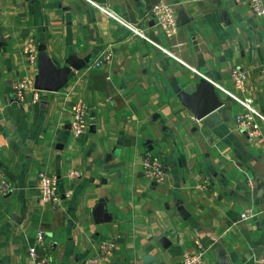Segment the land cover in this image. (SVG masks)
Returning <instances> with one entry per match:
<instances>
[{"label":"crops","instance_id":"obj_1","mask_svg":"<svg viewBox=\"0 0 264 264\" xmlns=\"http://www.w3.org/2000/svg\"><path fill=\"white\" fill-rule=\"evenodd\" d=\"M94 1L184 63L88 0H0V170L11 185L0 192V264H32L39 230L53 264H81L105 242L110 264H181L198 239L205 264H264V123L252 137L236 123L245 107L218 88L224 105L201 120L185 102L200 82L194 69L233 89L238 66L248 79L236 92L264 113V17L249 0ZM159 1L176 8L172 36L150 17ZM26 45L68 75L19 102L16 82L35 87L41 73ZM80 99L89 121L75 136ZM146 153L164 161L163 182L143 173ZM42 171L57 176L58 202L41 200Z\"/></svg>","mask_w":264,"mask_h":264},{"label":"built area","instance_id":"obj_2","mask_svg":"<svg viewBox=\"0 0 264 264\" xmlns=\"http://www.w3.org/2000/svg\"><path fill=\"white\" fill-rule=\"evenodd\" d=\"M94 5L98 6L110 17L116 19L124 26H126L135 35L144 38L155 46L161 48L169 56H173L180 60L173 52L157 43L153 38L145 33V30L141 28L137 23L130 22L119 15L117 12L107 6L98 4L94 0H88ZM250 6L256 15L264 17V0H249ZM150 17L158 25L167 36L174 35L178 30V15L176 8L173 4L166 1L157 2L150 11ZM24 53L31 65L37 64V50L32 45L24 46ZM111 58V52L102 53V55L95 60V64L101 65L104 61ZM183 62L182 60H180ZM184 63V62H183ZM199 75L208 78L216 88L225 92L230 98L239 102L245 107V111L236 114V123L239 127L246 128L252 137L258 138L262 135V123H264V113H262L255 105L254 99L250 96L240 95L236 91L241 92L246 88V82L248 79V72L238 66H234L231 69L230 76L233 84V89H229L226 86L219 84L213 80L207 74L202 71L194 69ZM34 90L35 98L39 97L40 90L35 88L30 79H22L16 82L14 86L15 96L19 102H23L26 99V92L28 90ZM0 104H5L0 94ZM72 113L74 120L72 122V132L75 136L82 134L88 125V103L84 99L78 100L72 105ZM143 173L146 177L156 181L163 182L167 176L166 165L162 159L155 157L150 153H146L142 160ZM71 175H79V170H72ZM39 186H40V198L46 202H58L59 197V180L56 175L47 171H42L39 174ZM11 190L10 183L4 177L0 170V192L3 194L8 193ZM251 210H246L241 213L243 220L253 217ZM45 236L42 230L38 232V244L31 245L28 249L29 260L32 264H53V258L51 254V248L44 242ZM112 243L105 242L100 247L98 253L85 257L81 264H110L108 258L112 253ZM195 249L193 251H187L183 254L181 264H205V253L207 246L201 241L196 240Z\"/></svg>","mask_w":264,"mask_h":264},{"label":"water","instance_id":"obj_3","mask_svg":"<svg viewBox=\"0 0 264 264\" xmlns=\"http://www.w3.org/2000/svg\"><path fill=\"white\" fill-rule=\"evenodd\" d=\"M89 58L82 62L75 64L76 67L85 65ZM38 66L40 67V76L35 83V87L39 90H56L61 85L63 79L68 75L67 70H58L50 62V60L43 58L42 54H38ZM215 85L206 77L201 76L200 82L196 87L188 86L187 91L190 93L185 102L194 110L195 118L201 120L205 116L213 113L217 108L224 105L221 98L216 93Z\"/></svg>","mask_w":264,"mask_h":264},{"label":"rangeland","instance_id":"obj_4","mask_svg":"<svg viewBox=\"0 0 264 264\" xmlns=\"http://www.w3.org/2000/svg\"><path fill=\"white\" fill-rule=\"evenodd\" d=\"M242 105V104H241Z\"/></svg>","mask_w":264,"mask_h":264}]
</instances>
